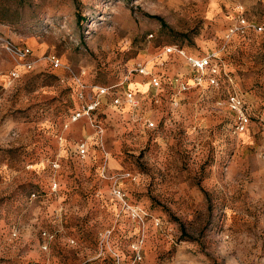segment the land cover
Here are the masks:
<instances>
[{"label":"rangeland","instance_id":"rangeland-1","mask_svg":"<svg viewBox=\"0 0 264 264\" xmlns=\"http://www.w3.org/2000/svg\"><path fill=\"white\" fill-rule=\"evenodd\" d=\"M238 11L264 24V0H0V264H264V32L227 39ZM166 45L213 50L218 86L174 104L189 69ZM96 85L139 104L73 120Z\"/></svg>","mask_w":264,"mask_h":264},{"label":"built area","instance_id":"built-area-1","mask_svg":"<svg viewBox=\"0 0 264 264\" xmlns=\"http://www.w3.org/2000/svg\"><path fill=\"white\" fill-rule=\"evenodd\" d=\"M230 23L229 27L226 29L225 37L229 39L234 34L244 33L245 29H249L252 27L253 29H257L260 32H264V24L263 25H254L245 19L242 11H238ZM7 49H9L10 53H12L19 61H21V66L24 69H32L34 66V60L37 56L33 55L31 49L29 47H18L16 45H8ZM164 54L165 55H176L182 58L189 69V73L186 76L190 77V81H186L182 79L179 75L172 76L169 78V84L175 89V97L172 99L174 104L179 103L180 99L177 98V95L180 93H184L192 87H201L203 83H206L208 86H218V74L219 68L217 67V63L215 62L217 54L211 50L206 52L203 55H193L185 51L183 48L178 45H166L164 46ZM44 59L49 62V64L55 68H64L69 70L68 65L64 64L62 60L55 54H47ZM159 65H163V61L158 63ZM154 65L148 67L145 62L137 61L133 67V70L137 71L139 75L147 78V84L152 88L159 90L161 88V75H159L156 71L153 70ZM19 76L17 70H12L9 72V77L11 79H15ZM74 82L78 86L77 95L80 98H83V89L85 88L84 83L80 78L74 77ZM230 80V79H229ZM117 85L112 86H102L96 85L91 88L93 95L88 102L85 103L83 108L79 111H76L72 118L76 120L81 115H89V113L95 111L101 104L107 105L108 103L115 107H121L123 105H127L130 108H135L139 104V100L136 98L135 93L129 87H122V90H114ZM228 104L234 110H236L239 114L240 119V127L243 129L245 126V122H247V118L244 113L241 111L240 99L236 93L229 94L228 96ZM150 126H153V123H149ZM77 151L80 154L85 153L86 147L85 143L81 142L77 145ZM119 192V191H117Z\"/></svg>","mask_w":264,"mask_h":264},{"label":"crops","instance_id":"crops-1","mask_svg":"<svg viewBox=\"0 0 264 264\" xmlns=\"http://www.w3.org/2000/svg\"><path fill=\"white\" fill-rule=\"evenodd\" d=\"M172 56H176V55H172ZM176 57H178V56H176ZM180 58V57H179ZM182 59V58H181ZM182 61H184L183 59H182ZM157 73H158V71H156ZM172 77V76H171Z\"/></svg>","mask_w":264,"mask_h":264},{"label":"trees","instance_id":"trees-1","mask_svg":"<svg viewBox=\"0 0 264 264\" xmlns=\"http://www.w3.org/2000/svg\"><path fill=\"white\" fill-rule=\"evenodd\" d=\"M129 88H130V87H129ZM130 89H131V88H130ZM131 90H132V89H131ZM100 106H104V105L101 104ZM100 106H99V107H100ZM99 107H98V108H99ZM95 110H96V109H95ZM107 264H110V263H107Z\"/></svg>","mask_w":264,"mask_h":264}]
</instances>
